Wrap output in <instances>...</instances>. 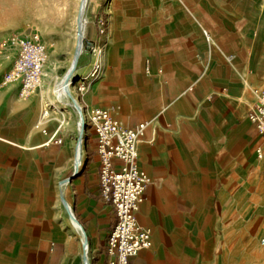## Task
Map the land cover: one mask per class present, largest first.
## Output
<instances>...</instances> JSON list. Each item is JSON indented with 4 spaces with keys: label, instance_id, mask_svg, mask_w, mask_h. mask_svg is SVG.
I'll list each match as a JSON object with an SVG mask.
<instances>
[{
    "label": "crops",
    "instance_id": "crops-1",
    "mask_svg": "<svg viewBox=\"0 0 264 264\" xmlns=\"http://www.w3.org/2000/svg\"><path fill=\"white\" fill-rule=\"evenodd\" d=\"M101 1L90 4L85 36L98 43L95 17L108 10L109 42L103 73L78 75L88 78L82 104H116L128 127L147 121L141 165L150 183L138 219L152 244L128 264H264V139L248 115L249 82H264V0H136L132 8L118 0L109 9ZM125 11L142 26L123 20ZM41 106L0 89L3 264L74 263L82 233L62 194L91 264H109L117 215L100 185L95 129L76 167V133L40 143Z\"/></svg>",
    "mask_w": 264,
    "mask_h": 264
},
{
    "label": "built area",
    "instance_id": "built-area-1",
    "mask_svg": "<svg viewBox=\"0 0 264 264\" xmlns=\"http://www.w3.org/2000/svg\"><path fill=\"white\" fill-rule=\"evenodd\" d=\"M12 41L17 46V54L2 81L3 84L17 85L19 96L26 99L42 81L49 58L48 48L36 30L16 34ZM100 67L99 62L93 64L91 78L97 75ZM87 79L85 77L77 82L80 93L87 91ZM249 86L255 94V102L248 115L264 139V82L257 84L250 81ZM117 107L116 104L90 106L78 102L76 106L79 122L82 123L80 126L86 128L91 125L95 129L100 157V185L103 193L113 202L117 215V222L108 239V252L115 257L109 264H128L135 253L152 244L150 228L138 219L140 202L150 183V176L141 165L147 121L140 122L137 128L125 126L115 114ZM58 119L64 122L67 115L61 112ZM61 128L60 125L46 142L55 140L61 143L62 136H56ZM47 134V128L43 127L39 137L45 140ZM259 155H263L261 150Z\"/></svg>",
    "mask_w": 264,
    "mask_h": 264
},
{
    "label": "rangeland",
    "instance_id": "rangeland-1",
    "mask_svg": "<svg viewBox=\"0 0 264 264\" xmlns=\"http://www.w3.org/2000/svg\"><path fill=\"white\" fill-rule=\"evenodd\" d=\"M92 1L93 0H89V6ZM79 2L80 0H7L3 3L0 2V89L2 90L10 88L11 91H14V93L17 95V99L20 101H39L42 105L40 110L42 115L45 109L48 111L46 116L41 115V119L36 120L33 124L34 132L38 135L41 134V128H47L48 134L46 135L45 140L41 139L42 141L40 142L44 145L53 143L49 142L46 144L45 142L55 134L60 125L62 126V132L59 131L56 136L61 135L63 141L59 144H63L65 142L67 132H74L77 135V148L78 141L82 142L88 133L89 125L84 128V131H82L80 128L79 115L75 102L77 101L78 103L82 104L84 102L83 98L86 95V92L79 93L77 91V81H73L72 87L70 88V98L60 100L56 98L55 92L53 90L58 76L63 75L68 70L71 63V58L76 43V14L78 11ZM117 2L118 0H102L100 4L104 8L109 9ZM135 2L136 0H120V4H122L125 8H132ZM119 15L126 17L123 20L130 19L133 27L140 28L142 26L141 22L133 19V17L136 16L135 12L133 11H125ZM111 16L112 14L107 10L106 13L101 14V16L98 14V18L95 17L97 21L101 20L100 26L98 22V35H100L101 39L97 44H94L91 47L88 46L86 36L84 37V50L82 51V57L78 63V68L81 69V72H85L84 74H87L86 76L90 78V73L93 69V66L90 70L89 66L87 65L96 64L99 62L101 66V61L99 60L101 58H99L98 49L104 48L106 41L109 42L110 30L108 29L107 32L106 27H109L110 22H112ZM123 20L121 19L119 22L120 29L122 30V25L125 23ZM31 30H36L45 42L49 53L48 60L52 57L56 62V68L54 69L52 76L50 77L49 81H44V85L46 88H50L46 96L52 97L53 103L56 102V104H59L60 108L66 110L67 113L68 111L66 107L72 109L73 115H68L65 112L67 119L64 122H60L58 119V115L62 111L56 108L55 104L50 103L45 105V102L41 99L40 85L28 98L23 99L19 96L17 85L3 84V75L11 67L17 54V46L13 43L12 37L16 34L25 33ZM207 35L211 36L210 32H208ZM88 50H90V53H93L94 57H96L93 63H90V61L87 60ZM101 68L102 66L100 67V70ZM93 78H96V76ZM62 199L64 202H67L63 194ZM79 237H81V233L79 234ZM2 256L3 254H0V264H3L4 261V257Z\"/></svg>",
    "mask_w": 264,
    "mask_h": 264
},
{
    "label": "bare ground",
    "instance_id": "bare-ground-1",
    "mask_svg": "<svg viewBox=\"0 0 264 264\" xmlns=\"http://www.w3.org/2000/svg\"><path fill=\"white\" fill-rule=\"evenodd\" d=\"M6 1L7 0H0L1 3L6 2ZM88 4H89V0H80L79 2L78 11L76 14V43H75L74 52L71 58V63H70L68 70L63 75L58 76L55 86L53 87L56 98L60 100H64L65 98H70L69 91H70V88L72 87L73 79L76 76H78L81 72V69L78 68V63L82 57V51L84 50V37L86 35V27H87V23H88L89 16H90L89 15L90 6ZM106 49H107L106 46H104V48L98 49L99 58L104 57V54L107 51ZM55 68H56V62L51 57L48 60V63L46 64V67L43 71V78H42L43 82H41L40 84V95H41V99L45 102V105H48L50 103L55 104V107L60 109L65 114L66 110L60 108V105L56 104V102L53 103L52 97L46 96L50 88L49 87L46 88L44 84L45 82L49 81ZM101 72L103 73V69H101ZM84 78L85 77H83L82 79ZM46 114H48V111L45 109V111L43 112V115H46ZM67 114L69 115V113ZM80 125H82L81 122H80ZM80 128L82 131H84V128L82 126H80ZM76 149H77L76 150L77 153H76L75 160H76V167H78L82 160V142L78 141ZM66 205L68 206L69 214H70V218L72 222L74 223L75 227L82 233V247L79 252V255L77 256L73 264H91L90 246L85 238L84 231L82 227L78 224V222L75 220L74 212L70 204L66 202Z\"/></svg>",
    "mask_w": 264,
    "mask_h": 264
},
{
    "label": "water",
    "instance_id": "water-1",
    "mask_svg": "<svg viewBox=\"0 0 264 264\" xmlns=\"http://www.w3.org/2000/svg\"><path fill=\"white\" fill-rule=\"evenodd\" d=\"M79 78H80L79 76H76V77L73 79V81H77ZM75 102H76V106H77V101H75Z\"/></svg>",
    "mask_w": 264,
    "mask_h": 264
}]
</instances>
